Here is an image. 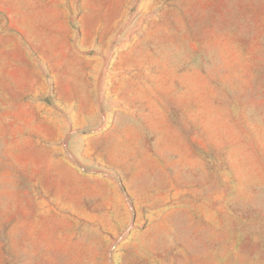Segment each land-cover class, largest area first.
I'll list each match as a JSON object with an SVG mask.
<instances>
[{
	"label": "rangeland",
	"instance_id": "374dc122",
	"mask_svg": "<svg viewBox=\"0 0 264 264\" xmlns=\"http://www.w3.org/2000/svg\"><path fill=\"white\" fill-rule=\"evenodd\" d=\"M0 264H264V0H0Z\"/></svg>",
	"mask_w": 264,
	"mask_h": 264
}]
</instances>
